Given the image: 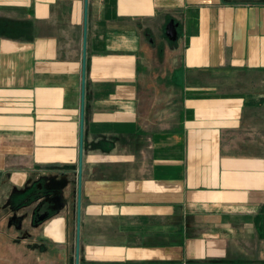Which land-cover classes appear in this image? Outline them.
<instances>
[{"label": "crops", "instance_id": "obj_1", "mask_svg": "<svg viewBox=\"0 0 264 264\" xmlns=\"http://www.w3.org/2000/svg\"><path fill=\"white\" fill-rule=\"evenodd\" d=\"M76 260L264 264V0H0V264Z\"/></svg>", "mask_w": 264, "mask_h": 264}, {"label": "water", "instance_id": "obj_2", "mask_svg": "<svg viewBox=\"0 0 264 264\" xmlns=\"http://www.w3.org/2000/svg\"><path fill=\"white\" fill-rule=\"evenodd\" d=\"M176 26H177V24L173 21V19H170L166 25L165 34L170 40H174L176 38ZM81 120H82V117H81ZM80 149H81V145H80ZM79 164L81 165V158H79ZM80 165H79V167H80ZM38 186L40 187L41 184L39 183ZM79 189H80V175L78 176V192H79ZM56 191L57 190L54 189L50 192L53 194V197L58 195V191L57 192ZM36 200L39 201V196L33 197V201H36ZM38 210H39V208H36L34 213L37 214ZM49 210H46L45 212L37 215L36 219H34V221L37 222V221L43 220L45 217L48 216ZM76 264H77V260H76Z\"/></svg>", "mask_w": 264, "mask_h": 264}, {"label": "flooded vegetation", "instance_id": "obj_3", "mask_svg": "<svg viewBox=\"0 0 264 264\" xmlns=\"http://www.w3.org/2000/svg\"><path fill=\"white\" fill-rule=\"evenodd\" d=\"M37 186H38V185H37ZM53 186H54L53 183H51V184H45L44 186H43V184H42L41 188H38V189H40V190L36 189V192H35L36 194H35L34 197L39 196V201H38V204H37V205H38L37 208H39V210H38L37 214L34 213V215H35V219H36V216H37V215L43 213V212H40V208H41V206H43V204H47V205L49 206L48 209H50V207L52 206L51 198H52L53 194L50 193V192H51L52 190H54V189H53ZM41 189H43V190H41ZM37 191H38V192H37ZM56 192H57V191H56ZM46 199H47V200H46ZM52 201H54V200L52 199ZM45 211H46V210H45ZM45 211H44V212H45Z\"/></svg>", "mask_w": 264, "mask_h": 264}, {"label": "rangeland", "instance_id": "obj_4", "mask_svg": "<svg viewBox=\"0 0 264 264\" xmlns=\"http://www.w3.org/2000/svg\"><path fill=\"white\" fill-rule=\"evenodd\" d=\"M74 179L73 178H70V182H72ZM41 179L40 180H38L37 182H38V184L40 183L41 184ZM8 218V220L7 221H11L12 219H15L16 218V213L15 212H12V213H10L9 214V216L7 217ZM35 219V218H34ZM35 222V221H34Z\"/></svg>", "mask_w": 264, "mask_h": 264}]
</instances>
